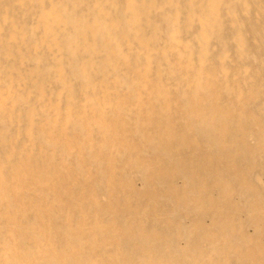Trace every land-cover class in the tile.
I'll list each match as a JSON object with an SVG mask.
<instances>
[{"label": "bare ground", "instance_id": "1", "mask_svg": "<svg viewBox=\"0 0 264 264\" xmlns=\"http://www.w3.org/2000/svg\"><path fill=\"white\" fill-rule=\"evenodd\" d=\"M0 264H264V0H0Z\"/></svg>", "mask_w": 264, "mask_h": 264}]
</instances>
